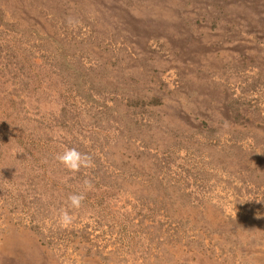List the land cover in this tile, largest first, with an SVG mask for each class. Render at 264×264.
Here are the masks:
<instances>
[{"label": "rangeland", "instance_id": "374dc122", "mask_svg": "<svg viewBox=\"0 0 264 264\" xmlns=\"http://www.w3.org/2000/svg\"><path fill=\"white\" fill-rule=\"evenodd\" d=\"M0 264H264V0H0Z\"/></svg>", "mask_w": 264, "mask_h": 264}, {"label": "clouds", "instance_id": "9594fccd", "mask_svg": "<svg viewBox=\"0 0 264 264\" xmlns=\"http://www.w3.org/2000/svg\"><path fill=\"white\" fill-rule=\"evenodd\" d=\"M67 24L75 29L79 25V21L74 17H67ZM56 161L64 166L65 169L72 173H78L81 169H91L95 167L92 156L88 153H82L75 147L65 148L62 152L57 153L54 157ZM94 187L90 179L83 181V190L80 192H74L67 197V208H61L57 213V225L62 229H67L73 225L75 217L68 210L80 209L86 198V193Z\"/></svg>", "mask_w": 264, "mask_h": 264}]
</instances>
